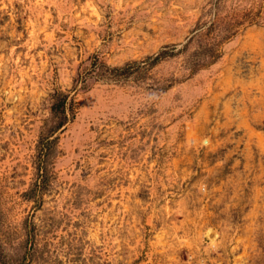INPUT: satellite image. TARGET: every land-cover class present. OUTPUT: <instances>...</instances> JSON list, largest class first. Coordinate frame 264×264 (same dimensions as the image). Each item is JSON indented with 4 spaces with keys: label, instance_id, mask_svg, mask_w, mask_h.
Segmentation results:
<instances>
[{
    "label": "rangeland",
    "instance_id": "374dc122",
    "mask_svg": "<svg viewBox=\"0 0 264 264\" xmlns=\"http://www.w3.org/2000/svg\"><path fill=\"white\" fill-rule=\"evenodd\" d=\"M0 264H264V0H0Z\"/></svg>",
    "mask_w": 264,
    "mask_h": 264
},
{
    "label": "trees",
    "instance_id": "16d2710c",
    "mask_svg": "<svg viewBox=\"0 0 264 264\" xmlns=\"http://www.w3.org/2000/svg\"><path fill=\"white\" fill-rule=\"evenodd\" d=\"M55 98V103H53L52 105V113L54 114V116L56 115H63L64 111H65V102H67V96L65 94H55L54 95ZM65 121H61V123H59L56 127H54L50 133L55 132V130L57 129H61L64 125Z\"/></svg>",
    "mask_w": 264,
    "mask_h": 264
}]
</instances>
